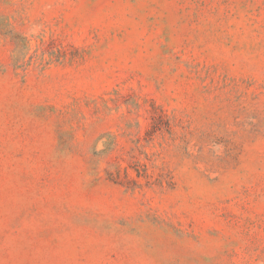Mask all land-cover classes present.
Wrapping results in <instances>:
<instances>
[{
	"label": "rangeland",
	"instance_id": "374dc122",
	"mask_svg": "<svg viewBox=\"0 0 264 264\" xmlns=\"http://www.w3.org/2000/svg\"><path fill=\"white\" fill-rule=\"evenodd\" d=\"M0 264H264V0H0Z\"/></svg>",
	"mask_w": 264,
	"mask_h": 264
}]
</instances>
